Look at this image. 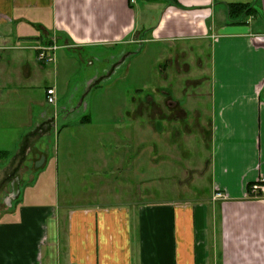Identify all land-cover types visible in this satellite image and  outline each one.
<instances>
[{
  "label": "crops",
  "instance_id": "crops-1",
  "mask_svg": "<svg viewBox=\"0 0 264 264\" xmlns=\"http://www.w3.org/2000/svg\"><path fill=\"white\" fill-rule=\"evenodd\" d=\"M231 4L258 13L230 19ZM182 44L208 48L211 178L226 199L139 205L115 189L131 186L132 125L111 114L113 104L144 133L148 95L137 88L128 109L110 91L129 60ZM43 45L53 63L38 61ZM102 56L126 61L98 72ZM261 176L264 0H0V186L17 192L0 218V264H264V199L249 192ZM78 186L89 203L72 205Z\"/></svg>",
  "mask_w": 264,
  "mask_h": 264
},
{
  "label": "rangeland",
  "instance_id": "rangeland-1",
  "mask_svg": "<svg viewBox=\"0 0 264 264\" xmlns=\"http://www.w3.org/2000/svg\"><path fill=\"white\" fill-rule=\"evenodd\" d=\"M46 46L49 45L39 47ZM39 47L36 48L37 59ZM133 48L131 49L135 51L136 48ZM138 48L139 53H142L146 45ZM207 49L206 44L203 48L183 44L172 47L169 45L163 49V57L156 60V49L148 48L140 58L129 60L131 61L129 74L124 82L110 91V101L117 105L122 94L128 109L132 106L137 88L143 90L141 98L148 95L147 121L146 117L141 118V126L145 122V134L137 133L132 121L125 117V112H121L113 104L111 114L114 116L112 118H121L124 114V122L132 125L131 131H128L131 137L123 140L125 143L122 148L124 155L128 152L131 158L132 170L125 173V176L127 174L130 176L131 186L115 189L128 194L139 193L140 195L136 196L141 200L139 205L167 201L212 202L214 190L210 165L209 111L212 72ZM125 61L119 56L114 58L102 56L94 59L92 67L98 68L99 72L100 69L113 66L122 67ZM159 70H162V73ZM160 86L169 89L163 91ZM105 109L101 108L100 114L105 115ZM161 112L164 121L156 123L155 118L161 116ZM12 113L15 115V122L19 115ZM141 130L143 131L142 128ZM137 139L140 142L139 148L135 146ZM3 183L5 184L0 186V218L17 205L13 201L10 182ZM86 189L82 186L74 188L77 194L72 196V205L89 203L79 199ZM65 191L66 189L62 187L61 192Z\"/></svg>",
  "mask_w": 264,
  "mask_h": 264
},
{
  "label": "built area",
  "instance_id": "built-area-1",
  "mask_svg": "<svg viewBox=\"0 0 264 264\" xmlns=\"http://www.w3.org/2000/svg\"><path fill=\"white\" fill-rule=\"evenodd\" d=\"M134 2V0H132ZM55 47H39L38 60L43 63H53L54 56L50 53V51L55 50ZM47 101L51 105H55L57 103L56 91L55 89L47 90ZM250 196L256 200L264 199V176H261L251 187H250ZM215 200H224L226 199L222 192H216L214 196Z\"/></svg>",
  "mask_w": 264,
  "mask_h": 264
},
{
  "label": "trees",
  "instance_id": "trees-1",
  "mask_svg": "<svg viewBox=\"0 0 264 264\" xmlns=\"http://www.w3.org/2000/svg\"><path fill=\"white\" fill-rule=\"evenodd\" d=\"M258 13V9L255 5L249 4H231L229 10L230 19L245 18L252 14Z\"/></svg>",
  "mask_w": 264,
  "mask_h": 264
},
{
  "label": "water",
  "instance_id": "water-1",
  "mask_svg": "<svg viewBox=\"0 0 264 264\" xmlns=\"http://www.w3.org/2000/svg\"><path fill=\"white\" fill-rule=\"evenodd\" d=\"M137 50H139V49H137ZM137 50H136V51H137ZM136 51H134V52H136ZM137 52H139V51H137ZM134 54H135V53H134ZM59 115H60L59 109H57L56 111L53 110V112H52V114H51V117H52V119H53V123H52V125L54 126V124H55V128L58 127V125H57V121H58ZM12 189H13V191H12V197H14L15 194H17V192H16V191L14 192V189H15V188H12ZM18 194H19V192H18Z\"/></svg>",
  "mask_w": 264,
  "mask_h": 264
}]
</instances>
